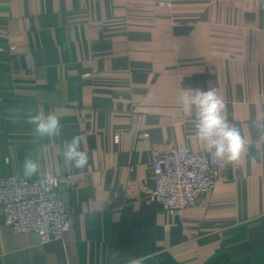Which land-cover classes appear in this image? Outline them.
Returning <instances> with one entry per match:
<instances>
[{"label":"crops","instance_id":"1","mask_svg":"<svg viewBox=\"0 0 264 264\" xmlns=\"http://www.w3.org/2000/svg\"><path fill=\"white\" fill-rule=\"evenodd\" d=\"M169 3L164 5L163 3ZM215 89L248 147L183 214L150 193L155 151H209L186 89ZM54 112L62 134H34ZM264 8L258 0H0V176L71 175L72 229L39 241L1 219L0 264H264ZM74 135L89 160L66 167Z\"/></svg>","mask_w":264,"mask_h":264},{"label":"built area","instance_id":"2","mask_svg":"<svg viewBox=\"0 0 264 264\" xmlns=\"http://www.w3.org/2000/svg\"><path fill=\"white\" fill-rule=\"evenodd\" d=\"M258 3L264 8V0ZM222 162L210 150L195 151L184 145L155 151L151 157L154 187L150 197L158 199L170 213L181 215L213 191ZM54 177L56 184L49 186L44 177L0 176L3 224L16 233H36L42 243L64 240L72 222L59 187L70 183L71 175Z\"/></svg>","mask_w":264,"mask_h":264},{"label":"clouds","instance_id":"3","mask_svg":"<svg viewBox=\"0 0 264 264\" xmlns=\"http://www.w3.org/2000/svg\"><path fill=\"white\" fill-rule=\"evenodd\" d=\"M182 106L187 112H194L192 121L195 135L205 143L211 153L220 160L228 163L237 162L248 147V141L241 135L240 129L230 125L223 115L225 104L218 97L215 89L207 91L201 89H186L181 97ZM28 122L33 124L34 134L41 138L60 137L62 125L59 117L54 112L45 114H29ZM255 127L261 131L260 140L264 141V121H253ZM64 164L75 169H84L88 165V154L81 150V138L74 135L66 141L62 152ZM39 163L31 158H26L23 164V176L31 178L38 174ZM44 179L49 186H54L56 177L45 174ZM147 257L131 258L127 264H143Z\"/></svg>","mask_w":264,"mask_h":264}]
</instances>
